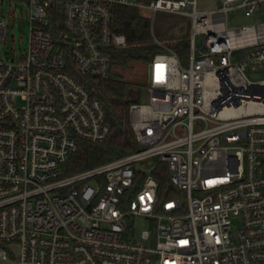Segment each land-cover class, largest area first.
Segmentation results:
<instances>
[{
    "label": "built area",
    "instance_id": "obj_1",
    "mask_svg": "<svg viewBox=\"0 0 264 264\" xmlns=\"http://www.w3.org/2000/svg\"><path fill=\"white\" fill-rule=\"evenodd\" d=\"M218 2L28 0L26 48L0 49V260L13 245L16 264H264V80L247 77L264 69V0ZM117 6L191 18L188 66L156 54L150 101L131 106L139 150L67 174L82 143L111 133L89 83L128 45ZM235 10L256 21L230 27Z\"/></svg>",
    "mask_w": 264,
    "mask_h": 264
},
{
    "label": "trees",
    "instance_id": "obj_2",
    "mask_svg": "<svg viewBox=\"0 0 264 264\" xmlns=\"http://www.w3.org/2000/svg\"><path fill=\"white\" fill-rule=\"evenodd\" d=\"M24 2L28 0H14ZM149 20L140 15L139 10L130 7L117 6L114 11V29L127 37L128 45L112 51L113 73L105 81L91 80L105 111L107 123L111 128L108 139L103 144L82 143L80 149L69 160L66 172L74 174L87 170L118 158L127 156L139 150V145L131 125V106L139 104L132 96L133 83L125 81L114 72L117 68H128L135 62L150 64L154 56L163 52L151 34ZM189 38H185L175 48L178 57L189 51ZM165 170L164 165H160ZM160 193L171 190L168 177L158 176Z\"/></svg>",
    "mask_w": 264,
    "mask_h": 264
},
{
    "label": "rangeland",
    "instance_id": "obj_3",
    "mask_svg": "<svg viewBox=\"0 0 264 264\" xmlns=\"http://www.w3.org/2000/svg\"><path fill=\"white\" fill-rule=\"evenodd\" d=\"M220 4L218 0H199L200 10L216 9ZM145 10H139L140 15L144 16ZM150 18L147 19L151 25V34L154 41L164 48L163 52H175V48L180 45V42L189 38L192 27V20L189 17L174 15L167 12H158L154 14H147ZM10 16L11 22L8 30V38L6 42H0V49L3 54L12 57L14 52L20 53L24 51L28 44V35H23L18 29V22L20 20H29L28 1L22 3L14 0H0V18ZM145 17V16H144ZM256 21L255 16H247L244 10H235L229 16L230 27H240ZM29 26L27 25V31ZM197 45L201 47L202 39L197 38ZM190 51L179 56L182 64L188 66ZM149 65L145 62H135L130 64L128 68H115L114 72L120 75L125 81L133 83L132 96L135 97L139 103L148 104L150 101V93L148 91V83L150 81ZM247 77L252 81L264 80V69L258 71H248ZM264 174V168H263ZM186 204L187 199L184 194L178 197ZM150 229L148 220L138 219L136 222L137 238L141 236L144 230ZM12 248L13 253L9 255L10 261L5 262L0 260V264H16L18 261V248L13 245H4Z\"/></svg>",
    "mask_w": 264,
    "mask_h": 264
},
{
    "label": "water",
    "instance_id": "obj_4",
    "mask_svg": "<svg viewBox=\"0 0 264 264\" xmlns=\"http://www.w3.org/2000/svg\"><path fill=\"white\" fill-rule=\"evenodd\" d=\"M19 29H20V31H21L22 33L25 32V30H24V22H20Z\"/></svg>",
    "mask_w": 264,
    "mask_h": 264
}]
</instances>
